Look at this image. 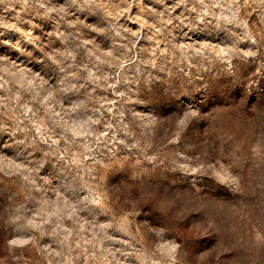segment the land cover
Wrapping results in <instances>:
<instances>
[{"label":"clouds","instance_id":"obj_1","mask_svg":"<svg viewBox=\"0 0 264 264\" xmlns=\"http://www.w3.org/2000/svg\"><path fill=\"white\" fill-rule=\"evenodd\" d=\"M0 45V264H264V0H0Z\"/></svg>","mask_w":264,"mask_h":264},{"label":"rangeland","instance_id":"obj_2","mask_svg":"<svg viewBox=\"0 0 264 264\" xmlns=\"http://www.w3.org/2000/svg\"><path fill=\"white\" fill-rule=\"evenodd\" d=\"M92 19L94 18L89 17V20H92ZM128 23H129V26L136 27V25H134L133 22L129 21ZM49 26L50 25L47 23L44 24L45 28H48ZM195 35H197V38H199L201 41H203L205 36H211L213 37V39L219 38V36H217V33H215L211 29H208L204 34L197 33ZM180 42L181 43H192L193 37L189 36L185 39H182ZM138 43H143V41H139ZM6 51H8L6 46L0 45V52H6ZM12 55H15V53L12 52ZM33 67H38V65H33ZM178 71L187 73L186 81L182 82V86L184 90L190 89L191 91H195L198 88L208 87V81L205 79L206 74L211 73L213 76V79H216L221 75H227V74L238 75L239 69L237 68L235 71H233L232 69H226L222 73L221 71L216 69L213 65H206V64L201 63L197 67H192V66L184 67L183 65H181ZM156 86L160 87V85H156ZM246 91L247 90H245V92ZM111 95L112 93H109V96ZM85 163L87 167L80 170V174H81V177L84 183L96 184L97 180L99 179L100 182L103 183L104 186L111 192L114 198L120 195L122 190L127 188V185L124 184V180L126 179V176L123 173H117L113 175V173L117 171L115 167L111 169L101 168L99 170V174H97L96 172H91L92 165L89 161H86ZM45 174L47 175L45 176ZM41 175L45 176V178L49 176L54 177V180L56 181V183L50 184L48 186L50 188H56L61 185H63L66 188L72 187L71 184L67 183V181L71 178V175H72L71 173L60 175L56 173L55 170L51 166L46 165L42 169ZM105 177L106 179H104ZM17 188H19L20 191H23V186L19 185L18 181H15V182L10 181L9 178L0 179V216H3V214L6 213L16 203L18 198L14 196V192L16 191ZM142 218H143L142 216L138 217V219H142ZM7 235L8 234L5 233L3 230H0V240L4 239L5 236Z\"/></svg>","mask_w":264,"mask_h":264}]
</instances>
